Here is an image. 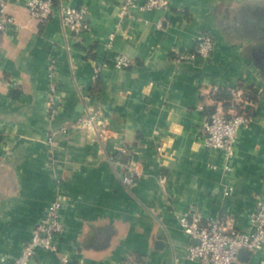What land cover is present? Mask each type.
Masks as SVG:
<instances>
[{
	"label": "crops",
	"instance_id": "crops-1",
	"mask_svg": "<svg viewBox=\"0 0 264 264\" xmlns=\"http://www.w3.org/2000/svg\"><path fill=\"white\" fill-rule=\"evenodd\" d=\"M54 1L86 5L90 27L77 34L58 13L34 18L29 0H0L15 17L0 31V264L59 196L66 227L55 249L37 248L43 264H203L187 255L195 239L180 217L248 230L264 199V0H170L133 16L124 0ZM205 32L210 58L193 54ZM239 88L252 92L249 121L228 159L203 124L218 94ZM96 110L105 136L79 125ZM241 262L264 264V246Z\"/></svg>",
	"mask_w": 264,
	"mask_h": 264
},
{
	"label": "built area",
	"instance_id": "built-area-1",
	"mask_svg": "<svg viewBox=\"0 0 264 264\" xmlns=\"http://www.w3.org/2000/svg\"><path fill=\"white\" fill-rule=\"evenodd\" d=\"M170 0H124L121 6L123 14L129 13L132 6L143 9H159L168 7ZM28 7L31 15L41 21H46L60 15L65 27L75 33L88 29L90 24L85 21L87 6H74L67 3H55L54 0H29ZM15 23V17L8 13L6 3H0V31ZM162 25V20L158 21ZM214 36L205 32L198 36L193 54L210 58L215 50ZM131 58L120 54L116 58L118 66H128ZM249 116L236 109H226L220 103L208 116L203 124V141L206 145L221 148L228 159L235 154V145L240 136L241 127L247 124ZM94 129L99 136H105L106 123L101 111L87 113L79 121V125ZM54 142V139H51ZM2 155L0 154V162ZM140 171L134 165H129L122 177L127 185H134L138 181ZM70 200L59 196L47 207L44 215L36 223L30 240L24 245L20 255L11 264H43L37 254V248L53 250L56 247V237L66 227L64 209ZM251 225L248 230L237 227L231 218L217 217L203 221L200 216L182 215L180 223L191 237L195 239L187 246V255L190 259L201 261L203 264H242L239 257L241 249L255 251L264 246V199L258 198L256 207L251 213ZM123 264H136L126 260Z\"/></svg>",
	"mask_w": 264,
	"mask_h": 264
},
{
	"label": "trees",
	"instance_id": "trees-1",
	"mask_svg": "<svg viewBox=\"0 0 264 264\" xmlns=\"http://www.w3.org/2000/svg\"><path fill=\"white\" fill-rule=\"evenodd\" d=\"M240 92V93H238ZM252 92L246 88H239L234 92L231 91H223L218 94L220 102L225 106L226 109H236L246 113L248 112L245 108V102L248 99H252ZM216 107L212 111L215 110Z\"/></svg>",
	"mask_w": 264,
	"mask_h": 264
},
{
	"label": "water",
	"instance_id": "water-1",
	"mask_svg": "<svg viewBox=\"0 0 264 264\" xmlns=\"http://www.w3.org/2000/svg\"><path fill=\"white\" fill-rule=\"evenodd\" d=\"M251 254V250L248 249H241L239 252V257L241 259H247V257Z\"/></svg>",
	"mask_w": 264,
	"mask_h": 264
}]
</instances>
